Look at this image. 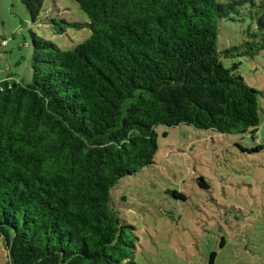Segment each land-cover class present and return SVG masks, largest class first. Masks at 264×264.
<instances>
[{"label":"trees","instance_id":"16d2710c","mask_svg":"<svg viewBox=\"0 0 264 264\" xmlns=\"http://www.w3.org/2000/svg\"><path fill=\"white\" fill-rule=\"evenodd\" d=\"M21 1L32 22L59 34L86 25L90 36L62 49L31 33V82L0 80V238L10 263L138 264L136 227L111 190L153 162L156 126L254 137L261 125L260 90L217 48L219 21L255 2L74 0L89 20L79 23L40 18L44 0ZM249 15L256 28L243 53L254 55L264 49V3Z\"/></svg>","mask_w":264,"mask_h":264},{"label":"rangeland","instance_id":"374dc122","mask_svg":"<svg viewBox=\"0 0 264 264\" xmlns=\"http://www.w3.org/2000/svg\"><path fill=\"white\" fill-rule=\"evenodd\" d=\"M254 2L232 12L236 20L219 21L217 48L224 66L238 62L247 84L260 90L261 125L254 137L251 130L156 126L153 162L123 176L111 190L121 218L136 227L138 264H264V149L253 150L264 143V49L243 53V43L253 40L248 28H256L249 14L264 0ZM50 15L89 21L74 0H44L40 18ZM31 33L71 49L90 36V29L69 27L59 34L45 21L32 22L21 0H0V80L31 82ZM232 46L238 49L223 52ZM0 264H11L2 238Z\"/></svg>","mask_w":264,"mask_h":264},{"label":"built area","instance_id":"2783aa9c","mask_svg":"<svg viewBox=\"0 0 264 264\" xmlns=\"http://www.w3.org/2000/svg\"><path fill=\"white\" fill-rule=\"evenodd\" d=\"M3 43H5V41H3Z\"/></svg>","mask_w":264,"mask_h":264}]
</instances>
